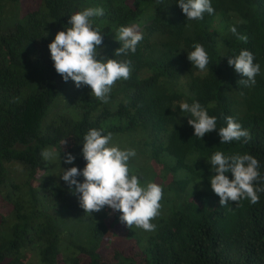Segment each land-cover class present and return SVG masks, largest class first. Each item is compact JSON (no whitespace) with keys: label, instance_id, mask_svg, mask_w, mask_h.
<instances>
[{"label":"trees","instance_id":"trees-1","mask_svg":"<svg viewBox=\"0 0 264 264\" xmlns=\"http://www.w3.org/2000/svg\"><path fill=\"white\" fill-rule=\"evenodd\" d=\"M177 2L0 0V264H264V192L258 193L255 205L242 200L240 206L221 207L209 180L214 175L209 162L216 151L253 155L264 176V0H211L214 14L205 13L199 21L187 20ZM89 7L105 12L93 18L104 35L101 56L131 61V78L119 81L124 100L113 112L105 110L91 121L88 115L102 102L83 86L86 92L80 101L87 106L86 115L62 119L42 131L59 94L70 83L76 88L56 73L48 44L58 31L70 27L71 15ZM132 25L138 26L143 39L135 53L116 57L117 30ZM232 26L247 36V43L230 31ZM196 43L210 58L205 71L187 58ZM243 49L251 51L261 67L252 87L240 84L243 77L227 63ZM60 100L53 107L70 106ZM194 101L217 117V129L226 126L225 117L233 116L251 139L220 144L218 130L202 140L195 137L190 117L181 115L179 108L180 103ZM102 117L124 121V129L135 134L137 141L131 146L142 160L145 177L151 166L182 171L188 179L171 183L173 191L182 193L196 181L207 188L154 220L155 232L128 235L133 239L129 242H124L126 235L115 240L112 229L103 224L72 241L60 232L56 219L57 208L73 217L89 215L61 174L72 166H85L81 150L90 129H103L104 134L121 129L103 128ZM63 139L66 145L60 144ZM45 149L59 157L45 161ZM66 152L76 156L73 164L64 163ZM129 164L139 175L131 159ZM17 167L23 182L13 173ZM105 209L100 213L106 217Z\"/></svg>","mask_w":264,"mask_h":264},{"label":"clouds","instance_id":"clouds-1","mask_svg":"<svg viewBox=\"0 0 264 264\" xmlns=\"http://www.w3.org/2000/svg\"><path fill=\"white\" fill-rule=\"evenodd\" d=\"M178 5L187 20H203L205 13L214 14L211 0H178ZM105 15L102 7H89L70 16L65 30L58 31L48 44L54 69L64 82L69 80L77 88L87 86L91 94L102 103L107 104L110 93L117 82L131 78L130 60H117L101 56L98 49L103 44L104 35L101 29L93 25V18ZM230 31L239 40L247 43V36L240 35L235 26ZM143 39L138 26H121L116 33L120 42L114 55L127 56L135 53L137 45ZM194 50L188 52V60L192 66L205 71L210 58L203 45L196 43ZM251 51L243 49L236 56L228 57L227 63L243 78L239 83L252 87L261 72L258 63H254ZM181 115L187 113L188 124L194 129V136L201 139L208 133L218 130L220 144L233 141L247 143L250 133L233 116H227L226 126L217 129V117L210 116L198 102L179 104ZM112 133L104 134L103 129H90L83 137L81 155L86 161L83 169L72 166L63 171L61 179L66 183L75 201L84 213L92 215L102 211L106 206L119 212V220L129 229L140 228L146 232H155L157 225L153 223L161 215L164 192L161 185L155 182H141V178L130 167L129 161L136 157L135 149L122 150L111 144ZM66 145V139L60 142ZM59 157V153L45 149L41 156L45 161ZM76 159L72 153L66 152L64 163L73 164ZM209 162V161H208ZM214 175L210 177L211 189L219 197L221 207L229 203L240 206L242 200L252 205L259 202L258 193L264 192V176L261 175L259 161L251 154L226 155L216 151L210 159ZM151 166V165H150ZM152 167V166H151ZM154 168V167H153ZM227 173H231L230 179ZM83 177V181L78 177ZM261 185V186H258Z\"/></svg>","mask_w":264,"mask_h":264},{"label":"rangeland","instance_id":"rangeland-1","mask_svg":"<svg viewBox=\"0 0 264 264\" xmlns=\"http://www.w3.org/2000/svg\"><path fill=\"white\" fill-rule=\"evenodd\" d=\"M119 84L121 85L122 83L117 82L116 86L112 89V92L110 93L109 102L107 104L105 103L99 104L96 107L97 108L96 111L93 113L91 112L88 115L91 121L95 120L105 110H108L109 112H113V110L116 108V105L120 101L124 100L125 92L121 91ZM86 87L82 86L81 88H77V87L72 88V83L68 84L64 88L63 92L59 94L58 99L49 108L47 112V116L41 125L42 131H44L48 126H50L53 123L58 124L59 122H61L62 119L71 118V119L79 120L84 115H86L85 113L87 110V106L80 101L81 96L86 92L85 91ZM60 98L66 102L69 101L70 106L63 107L62 109H58L59 107L58 108L53 107L58 102L61 101ZM99 124L105 129H109L111 127H120L121 129L118 132L112 134L113 139L111 141V144L114 146H118L122 150L134 149V147L131 146V143L136 142L137 137L135 136L134 133L128 132L124 129V121H120L115 117H102L99 120ZM131 160L135 165V169L140 170L139 175L141 176L140 178L142 183L151 181L162 186L164 192V199L162 201L163 207L160 215L161 218L168 216L174 209H178L179 207L183 206L181 204L188 203L191 199L192 194L196 190L207 189L204 184H202L199 181H196L189 184L182 193H177L176 191H173L170 188L171 183L187 180L188 174L186 172L180 171L177 173H172L168 169L162 171L161 168L149 167L148 168L149 177H145L142 174L143 172L141 166L142 160H140L138 157L131 158ZM150 168H152L153 170ZM15 170L16 172L13 171V173L18 177V179H20L22 169H19L17 167ZM20 180L23 182L22 178ZM0 205L3 204L0 203ZM105 210L107 213L106 217L103 215L104 212L101 213L98 212V213H93L92 215L89 214L87 218H83L78 215H75L73 217L72 214L66 213L65 210L60 211L57 208L58 213L56 219L62 225V227L60 228V232L64 235L69 236L70 240L74 241V238L86 237L88 235L89 230L94 226L103 224L106 226V228L112 229V233L115 236V240L119 239L122 241V237L126 235L124 242L133 241V239L129 238L128 235L135 236V235H144L146 233V231L135 227L129 229V232H127L126 231L127 226L119 220L120 213L115 212L110 208H108V210L107 209ZM1 211H7V210L1 209ZM84 214H88V213H84ZM98 214H101V217H99ZM160 217H158L156 220H158Z\"/></svg>","mask_w":264,"mask_h":264}]
</instances>
